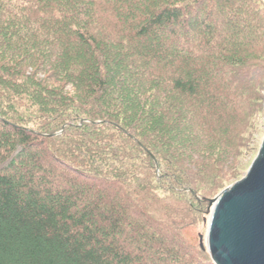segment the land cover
<instances>
[{
	"label": "trees",
	"instance_id": "16d2710c",
	"mask_svg": "<svg viewBox=\"0 0 264 264\" xmlns=\"http://www.w3.org/2000/svg\"><path fill=\"white\" fill-rule=\"evenodd\" d=\"M263 39L264 0H0V264H213L186 217L242 168Z\"/></svg>",
	"mask_w": 264,
	"mask_h": 264
},
{
	"label": "water",
	"instance_id": "95a60500",
	"mask_svg": "<svg viewBox=\"0 0 264 264\" xmlns=\"http://www.w3.org/2000/svg\"><path fill=\"white\" fill-rule=\"evenodd\" d=\"M207 248L213 264H264V139L244 178L208 200Z\"/></svg>",
	"mask_w": 264,
	"mask_h": 264
},
{
	"label": "rangeland",
	"instance_id": "374dc122",
	"mask_svg": "<svg viewBox=\"0 0 264 264\" xmlns=\"http://www.w3.org/2000/svg\"><path fill=\"white\" fill-rule=\"evenodd\" d=\"M248 36V35H247ZM262 49L257 53L258 58H260L261 62L264 60V39L262 40ZM264 63V61L262 62ZM256 85V88L254 90V93L256 94L258 91L259 96L261 95V98L264 101V76L261 77L259 82ZM264 106V105H263ZM264 139V109L263 111L257 110L254 115H252L249 119V131L248 134L245 136L244 141V148H237L232 150H224L226 152L227 156H235L236 152H243V155L246 157L244 158L242 162V168L238 169L233 179L226 182V188L230 187L234 183L242 180L248 170L250 169L251 164L257 157L261 144ZM223 151V152H224ZM222 167V170H225L223 166H219V168ZM216 167V170H220ZM224 189V190H225ZM223 190L219 191L217 193V196L222 192ZM216 196V197H217ZM215 197V198H216ZM184 207V206H183ZM208 211V210H207ZM206 219L202 223L200 222V217L197 216L195 212L189 213L187 222L190 224V226L186 229V234L189 237V240L192 244H195L198 242L200 244V236L203 237V244L207 248V233H208V221H209V215L208 213L205 215ZM199 218V219H198Z\"/></svg>",
	"mask_w": 264,
	"mask_h": 264
}]
</instances>
